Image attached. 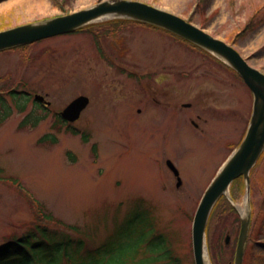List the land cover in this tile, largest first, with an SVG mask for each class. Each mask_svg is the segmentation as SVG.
Masks as SVG:
<instances>
[{
  "label": "rangeland",
  "instance_id": "obj_1",
  "mask_svg": "<svg viewBox=\"0 0 264 264\" xmlns=\"http://www.w3.org/2000/svg\"><path fill=\"white\" fill-rule=\"evenodd\" d=\"M99 1L0 0V27L38 22ZM137 1L203 28L264 72V0ZM112 20L44 39L26 54L24 48L0 51L1 90L24 79L28 91L46 93L56 110L79 94L90 98L81 118L73 123L88 134L84 143L64 127L56 130L51 115L36 123L27 118L19 128L27 113L34 111L40 118L43 111L30 99L12 103L10 116L0 125V165L5 175L0 178V244L25 232L35 219L26 193L54 218L79 226L80 234L89 235L87 246L101 239L113 244L123 232L125 249L127 244L137 249L126 254L123 264H161L160 259L151 262L161 249L158 243L153 254V223L162 226L164 240L181 264H193L191 212L241 139L250 116L251 93L222 66L174 38L130 22L117 26ZM47 49L50 53H43ZM23 54L33 58L26 61ZM122 66L143 79L119 71ZM0 95L10 103L8 94ZM207 106L216 107L225 118L213 119ZM195 114L201 116L199 128L187 120L196 121ZM93 144L96 148L90 150ZM165 160L180 171L179 190ZM251 177L248 199L242 181L236 191L229 189L218 200L209 217L206 241L216 264L233 262V242L247 202L252 225L242 264H264V156ZM227 233L231 243L224 246Z\"/></svg>",
  "mask_w": 264,
  "mask_h": 264
},
{
  "label": "water",
  "instance_id": "obj_2",
  "mask_svg": "<svg viewBox=\"0 0 264 264\" xmlns=\"http://www.w3.org/2000/svg\"><path fill=\"white\" fill-rule=\"evenodd\" d=\"M108 15L152 23L204 48L233 68L242 77L253 94L252 113L246 134L239 147L231 154L219 175L206 190L193 218L192 248L195 264H209L204 245V230L209 212L218 196L221 194L226 195L230 182L240 174L246 180V190L249 194V170L264 149V73L250 66L232 45L222 39L213 37L174 13L137 0L101 1L89 8L80 9L69 14L1 30L0 49L70 32L92 20ZM35 97L43 100L41 95ZM87 103L88 98L86 96H78L62 110L61 115L63 118L73 121L78 118ZM245 207L246 214L241 217L234 264H241L248 233L250 218L248 202ZM228 240L229 235H226L225 242L227 243Z\"/></svg>",
  "mask_w": 264,
  "mask_h": 264
},
{
  "label": "trees",
  "instance_id": "obj_3",
  "mask_svg": "<svg viewBox=\"0 0 264 264\" xmlns=\"http://www.w3.org/2000/svg\"><path fill=\"white\" fill-rule=\"evenodd\" d=\"M113 22L117 26H120V24L129 21L115 20ZM142 25L171 35L174 39L182 41L191 48L197 50L202 56L215 62L219 67L222 66L230 75H233L234 78L241 79L227 65L218 61L195 45L158 27L145 23ZM3 28L5 27H0V29ZM25 121L26 119L22 121L21 125L24 124ZM36 121H38V119H36ZM70 130L72 133L77 132L73 129ZM82 136L84 139L87 138L84 134ZM241 182V177L233 181L231 190L233 192L236 191L238 189L237 186H240ZM27 197L35 214V219L26 226L23 235H12L7 237L4 243L0 244V264H123V260H125V256L128 252L137 251L136 246L129 244H127L128 249H125V244L121 242V237L124 234L123 232L120 233V236L115 239L113 244L103 241L94 247H88L83 238H72L71 232L79 233L76 225H71L54 218L41 204L35 202L29 196ZM162 242L165 246L162 245ZM158 243L161 244L159 252H157L156 249ZM72 245H74L75 248ZM155 252H157L156 255H153L151 258L152 263L153 260L160 259L161 264H181V258L175 256L176 254L173 253L170 244L166 243L161 237L158 238L157 241L153 238V254ZM145 256L144 253L141 254V257Z\"/></svg>",
  "mask_w": 264,
  "mask_h": 264
},
{
  "label": "flooded vegetation",
  "instance_id": "obj_4",
  "mask_svg": "<svg viewBox=\"0 0 264 264\" xmlns=\"http://www.w3.org/2000/svg\"><path fill=\"white\" fill-rule=\"evenodd\" d=\"M124 69H125V67H124ZM151 99H152V102H155V103H157L158 104V102L156 101V99L153 97V91H152V94H151ZM213 110V109H212ZM1 112H5L4 110L2 111L1 110ZM195 117L196 118H198V119H201V116H200V114H195ZM192 120V119H191ZM205 120V119H204ZM196 126H198V125H196Z\"/></svg>",
  "mask_w": 264,
  "mask_h": 264
},
{
  "label": "bare ground",
  "instance_id": "obj_5",
  "mask_svg": "<svg viewBox=\"0 0 264 264\" xmlns=\"http://www.w3.org/2000/svg\"><path fill=\"white\" fill-rule=\"evenodd\" d=\"M102 18H104V17H102Z\"/></svg>",
  "mask_w": 264,
  "mask_h": 264
}]
</instances>
